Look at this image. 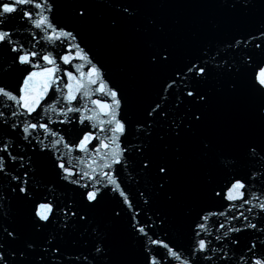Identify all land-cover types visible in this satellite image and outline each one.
Listing matches in <instances>:
<instances>
[{"label":"snow or ice","instance_id":"obj_1","mask_svg":"<svg viewBox=\"0 0 264 264\" xmlns=\"http://www.w3.org/2000/svg\"><path fill=\"white\" fill-rule=\"evenodd\" d=\"M168 6L0 0V264H264V0Z\"/></svg>","mask_w":264,"mask_h":264},{"label":"water","instance_id":"obj_2","mask_svg":"<svg viewBox=\"0 0 264 264\" xmlns=\"http://www.w3.org/2000/svg\"><path fill=\"white\" fill-rule=\"evenodd\" d=\"M158 2V0H153ZM169 6L163 10L151 9V11L162 14L166 22L174 27L171 38L182 43H188L192 39L193 33H203L207 19L213 9L207 5L211 0H167ZM179 20L180 26L175 27V22ZM97 40L105 50L111 62V76L117 83L120 82L119 73L121 67H126L134 79V86L138 90L147 89L150 79L138 67L135 60L134 44L128 39L114 40L101 33Z\"/></svg>","mask_w":264,"mask_h":264}]
</instances>
